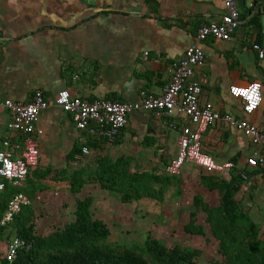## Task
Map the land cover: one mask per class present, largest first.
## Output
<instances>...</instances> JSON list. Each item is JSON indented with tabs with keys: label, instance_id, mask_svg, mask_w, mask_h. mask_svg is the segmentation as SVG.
Instances as JSON below:
<instances>
[{
	"label": "crops",
	"instance_id": "crops-1",
	"mask_svg": "<svg viewBox=\"0 0 264 264\" xmlns=\"http://www.w3.org/2000/svg\"><path fill=\"white\" fill-rule=\"evenodd\" d=\"M249 8L250 1L247 19L241 18L243 23L229 41L208 38L201 44L204 63L194 69L193 79L201 87V105L209 102L219 113L245 118L264 137V57L259 58L252 48L257 44L264 50V28L260 19H253L264 17V0H258L253 10ZM222 13L220 0H157L155 10L144 0H0V99L26 103L39 90L48 103L34 134L39 164L16 186L26 187L27 179L34 180L37 169L51 171L47 179L39 182L47 189L37 192L26 205L35 215L36 202L41 199L38 195L60 189L61 184L51 180L55 172L89 169L103 158L127 163L129 173L170 177L171 183L166 184L164 191L165 202L160 205H166L173 215L181 208L189 212L195 195L206 199L200 175L207 173L199 167L186 162L178 176L164 171L177 155V137L181 126L188 122L186 119L179 121L135 110L120 135L111 140L94 123H90L93 133L78 131L70 115L57 105L56 95L67 90L86 101L105 99L130 104L140 103L142 93L159 97L170 81V64L183 57L202 24L219 21ZM244 26L248 31L239 33ZM254 81L262 84L263 102L245 117L235 90ZM8 120V112L1 110L0 149L2 141L11 136L6 128ZM170 123L175 127L170 128ZM15 139L11 145L21 147L23 139ZM83 148L87 154L82 153ZM262 148L220 121L210 126L201 139L202 152L217 163H234L237 159L240 169H253L246 166V159ZM18 155L19 150L14 156ZM231 173L232 169L215 174L229 180ZM251 182L246 181L242 188L247 189ZM252 183V190L263 188L264 173ZM81 195L93 198L92 213L93 208L104 206L113 198L96 184L85 185L78 197ZM250 197L251 192L241 189L235 198L246 206L253 199ZM156 203L142 199L131 204L137 207Z\"/></svg>",
	"mask_w": 264,
	"mask_h": 264
},
{
	"label": "trees",
	"instance_id": "trees-1",
	"mask_svg": "<svg viewBox=\"0 0 264 264\" xmlns=\"http://www.w3.org/2000/svg\"><path fill=\"white\" fill-rule=\"evenodd\" d=\"M144 2L154 10L157 8V0ZM244 16L241 14V18ZM233 161L229 180L215 173L200 175V185L206 189L207 195L214 197V201L195 195L182 230L186 235L207 240L204 226L198 221L199 214H203V221L208 225L220 256V259H211L206 264H264V228L250 216L247 205L235 198L246 181H253L258 175L263 177L264 170L240 169L237 159ZM241 173L247 174L246 180ZM33 174L34 180L27 179L26 187L8 186L0 192V218L15 194L24 193L33 201L37 192L47 189L39 182L47 179L51 171L37 169ZM51 180L59 182L61 188L74 198L73 220L48 235H41L35 227L33 209L24 206L10 225L0 228V248L4 249L0 251V264H200L199 249L179 245L167 248L160 240L151 238L150 233L139 247L110 242V229L103 220L94 218L90 209L93 198L78 197L85 185L96 184L123 205L142 199L163 204L170 177L129 173L127 163L103 158L96 160L89 169L57 171ZM6 230L30 245L28 249H21L11 263L3 257Z\"/></svg>",
	"mask_w": 264,
	"mask_h": 264
},
{
	"label": "built area",
	"instance_id": "built-area-1",
	"mask_svg": "<svg viewBox=\"0 0 264 264\" xmlns=\"http://www.w3.org/2000/svg\"><path fill=\"white\" fill-rule=\"evenodd\" d=\"M223 13L220 20L202 24L192 37L190 44L182 58L173 61L169 66L170 81L159 97L147 96L142 93L138 104L120 103L105 99L86 101L72 96L67 90H61L56 95V103L60 109L70 115L74 127L78 131L93 133L90 123H94L106 138L114 140L128 123V116L132 111L142 110L153 112L158 116L188 122L183 124L177 137V155L170 160L164 171L169 176H178L183 165L190 162L199 167L204 173L225 174L233 168L232 163H217L211 156L202 152L201 139L206 130L220 121L230 128L239 130L253 145L262 146L263 150L254 152L246 159L249 168L264 170V137L259 129L245 118L238 119L231 114L219 113L209 102L201 105L199 97L200 84L193 79L194 69L204 63V51L201 44L208 38L229 41L232 34L243 23L238 10L237 0H220ZM259 58L264 57V50L257 44L252 46ZM145 56L147 53L144 54ZM235 96L242 103V113L245 117L251 116L262 104V86L259 82H251L237 88ZM48 107L47 100L39 90L35 91L31 99L26 102L0 99V111L8 112L6 128L10 131V138L6 137L0 149V192L7 185L18 186L24 182L30 172L39 164V152L34 140L36 125L42 111ZM174 128L173 123L169 124ZM21 137L22 146L11 145V140ZM15 151L13 152V150ZM19 150V155L14 156ZM87 154L86 148L82 149ZM247 174L241 173L244 180ZM29 198L22 194H15L8 202L0 218V227L10 223L22 207L30 205ZM30 245L18 238H11L6 242L4 258L11 263L17 253Z\"/></svg>",
	"mask_w": 264,
	"mask_h": 264
},
{
	"label": "rangeland",
	"instance_id": "rangeland-1",
	"mask_svg": "<svg viewBox=\"0 0 264 264\" xmlns=\"http://www.w3.org/2000/svg\"><path fill=\"white\" fill-rule=\"evenodd\" d=\"M248 1L250 0H243V2L239 0L238 5L237 0L238 10L246 16V19L248 17ZM257 18L260 19L264 28V17L258 16ZM247 31V26L239 29L241 34H245ZM252 182L251 185H247V189L242 188L247 194L251 192L253 198L247 203L246 207L249 208L248 213L252 218L264 228V186L263 188L257 186L252 190ZM59 188L51 191V194L46 192L38 195L41 199L36 202L35 227L41 235H48L73 220L74 198L61 186ZM241 194H244V192L242 191ZM206 199L211 202L214 201L212 195L206 194ZM156 204V206L154 204H146L136 207L133 204L123 205L114 197H110V200L104 202V206L102 204L93 208V215L95 218H101L108 226L111 232L110 242L112 243L139 247L144 242L146 234L150 233L151 238L160 240L167 248L179 245L188 249H199L201 256L198 258V262L200 264H206L211 259H220L217 253V246L210 237L208 225L203 221V214H199L198 221L204 226L207 240L198 236L184 234L182 227L188 220L187 210L185 212L183 208L178 209L179 213L173 215L169 213L166 205ZM11 237L13 235L10 232L7 233L6 241ZM3 250V247L0 248L1 252Z\"/></svg>",
	"mask_w": 264,
	"mask_h": 264
},
{
	"label": "water",
	"instance_id": "water-1",
	"mask_svg": "<svg viewBox=\"0 0 264 264\" xmlns=\"http://www.w3.org/2000/svg\"><path fill=\"white\" fill-rule=\"evenodd\" d=\"M250 2H251V7H254L257 4L258 0H250Z\"/></svg>",
	"mask_w": 264,
	"mask_h": 264
}]
</instances>
